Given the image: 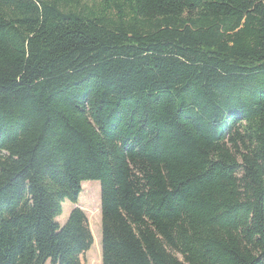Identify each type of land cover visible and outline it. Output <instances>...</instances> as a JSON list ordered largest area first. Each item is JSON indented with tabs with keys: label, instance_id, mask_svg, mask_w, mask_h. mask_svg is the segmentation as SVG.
Wrapping results in <instances>:
<instances>
[{
	"label": "trees",
	"instance_id": "trees-1",
	"mask_svg": "<svg viewBox=\"0 0 264 264\" xmlns=\"http://www.w3.org/2000/svg\"><path fill=\"white\" fill-rule=\"evenodd\" d=\"M264 264V0H0V264Z\"/></svg>",
	"mask_w": 264,
	"mask_h": 264
},
{
	"label": "rangeland",
	"instance_id": "rangeland-1",
	"mask_svg": "<svg viewBox=\"0 0 264 264\" xmlns=\"http://www.w3.org/2000/svg\"><path fill=\"white\" fill-rule=\"evenodd\" d=\"M100 184L96 180L81 183V191L75 204L65 199L62 203V213L56 221L62 225L74 207L80 208L88 222L93 243L85 254L80 256L81 264H101V214H100ZM45 264H50L48 261Z\"/></svg>",
	"mask_w": 264,
	"mask_h": 264
}]
</instances>
